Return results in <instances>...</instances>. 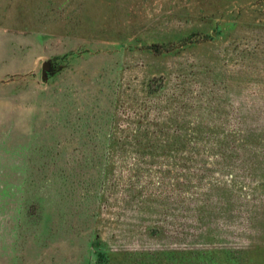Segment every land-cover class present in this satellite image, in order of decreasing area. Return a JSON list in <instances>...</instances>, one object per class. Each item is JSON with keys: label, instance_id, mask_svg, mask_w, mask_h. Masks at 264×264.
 I'll return each mask as SVG.
<instances>
[{"label": "rangeland", "instance_id": "rangeland-1", "mask_svg": "<svg viewBox=\"0 0 264 264\" xmlns=\"http://www.w3.org/2000/svg\"><path fill=\"white\" fill-rule=\"evenodd\" d=\"M0 264H264V0H0Z\"/></svg>", "mask_w": 264, "mask_h": 264}, {"label": "trees", "instance_id": "trees-1", "mask_svg": "<svg viewBox=\"0 0 264 264\" xmlns=\"http://www.w3.org/2000/svg\"><path fill=\"white\" fill-rule=\"evenodd\" d=\"M246 136H248V134H246ZM244 141L247 142L248 141V137H243Z\"/></svg>", "mask_w": 264, "mask_h": 264}, {"label": "water", "instance_id": "water-1", "mask_svg": "<svg viewBox=\"0 0 264 264\" xmlns=\"http://www.w3.org/2000/svg\"><path fill=\"white\" fill-rule=\"evenodd\" d=\"M47 66H44V69H46Z\"/></svg>", "mask_w": 264, "mask_h": 264}]
</instances>
